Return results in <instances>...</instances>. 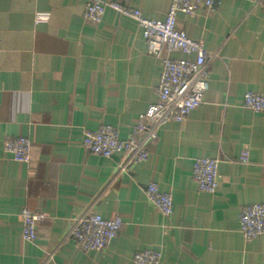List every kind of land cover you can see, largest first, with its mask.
Returning <instances> with one entry per match:
<instances>
[{
    "label": "crops",
    "instance_id": "0c3cea01",
    "mask_svg": "<svg viewBox=\"0 0 264 264\" xmlns=\"http://www.w3.org/2000/svg\"><path fill=\"white\" fill-rule=\"evenodd\" d=\"M172 1L133 7L161 21ZM88 2L0 0V264H134L144 250L162 264H264V235L247 242L239 225L243 208L264 203V113L243 103L247 92L264 94V12L251 0H217L213 12L178 16L209 54L210 89L184 123L160 130L145 163L122 172V157L85 151L84 133L113 126L125 139L156 101L163 64L133 20L108 10L100 25L85 22ZM16 137L32 143L29 166L4 152ZM200 158L220 162L214 194L193 181ZM151 183L173 197L171 217L148 203ZM24 209L46 216L34 243L22 237ZM85 213L121 218L106 250L86 253L70 238Z\"/></svg>",
    "mask_w": 264,
    "mask_h": 264
},
{
    "label": "built area",
    "instance_id": "2783aa9c",
    "mask_svg": "<svg viewBox=\"0 0 264 264\" xmlns=\"http://www.w3.org/2000/svg\"><path fill=\"white\" fill-rule=\"evenodd\" d=\"M254 8L264 12V0H251ZM217 0H173L166 17L161 21L149 20L133 7V0H89L84 11L85 22L100 25L105 13L111 10L131 19L140 27L148 54L162 61L163 69L156 101L140 115L131 131L123 139L113 126H102L96 131H86L83 136L85 151L94 156L111 159L123 158L120 170L145 163L149 149L159 139L160 130L170 124L184 123L191 112L199 107L210 89V58L202 42L193 41L177 27L179 15L193 16L202 11L213 12ZM48 19L39 17L37 23ZM180 52L193 55L191 60H173L168 55ZM244 107L255 113H264V94L247 92L243 95ZM4 152L23 165L31 164L32 143L26 137L9 138L4 142ZM240 162L248 164L249 154L244 151ZM220 162L212 159H196L192 165V178L199 191L214 194L220 187ZM146 199L165 217L174 213L173 197L155 183L148 185ZM22 237L29 243L37 240L38 227L46 220L41 212L24 209ZM240 232L250 242L264 235V203L252 204L239 215ZM123 226L121 218L105 220L97 213H85L75 220L70 238L86 253L102 252L117 238ZM134 264H162L161 254L153 250L137 253Z\"/></svg>",
    "mask_w": 264,
    "mask_h": 264
}]
</instances>
